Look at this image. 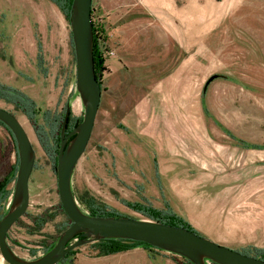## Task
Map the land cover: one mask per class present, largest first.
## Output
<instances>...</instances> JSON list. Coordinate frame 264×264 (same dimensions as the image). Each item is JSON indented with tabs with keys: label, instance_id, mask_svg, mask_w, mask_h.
<instances>
[{
	"label": "rangeland",
	"instance_id": "374dc122",
	"mask_svg": "<svg viewBox=\"0 0 264 264\" xmlns=\"http://www.w3.org/2000/svg\"><path fill=\"white\" fill-rule=\"evenodd\" d=\"M17 1L28 6L30 25L24 22L18 35L13 23L7 22L12 13L10 7L3 6L0 26L2 23L7 35L0 36V49L4 47L0 56L4 55L8 68L13 67L16 72V81L21 83L18 87L31 89L38 109L35 123L47 132L42 118L45 111L59 116L69 105L72 118L83 114L78 94L72 92L75 58L69 24L48 0ZM40 19L46 21L44 30ZM91 22L103 29V47L113 54L103 58L106 71L100 77L98 111L85 151L73 172L72 191L84 213L87 211L78 197L86 192L120 215L148 220L126 208L128 201L112 189L116 178L112 174L111 151L132 141L125 122L127 110L165 77L186 78L193 88L191 97L170 100L167 114L174 117L171 128L183 132L187 136L184 139L194 141V180L201 184L199 192H218L229 183L233 186L239 174H264V150L247 148L240 153L237 149L241 148L238 141L264 148V0H92ZM154 28L159 30V42L152 36ZM123 29L144 33L138 49L137 45L131 47L136 51L126 50L118 36ZM17 49L20 56H15ZM25 70L33 74L22 80L17 73ZM211 77L214 78L206 84ZM0 108L18 120L35 154L28 183V207L19 223L9 230L7 239L17 256L33 260L56 242L68 222L57 207L52 158L41 148L34 127L13 105L0 100ZM227 144L231 160L224 167L222 154L228 151ZM184 153L190 155L189 150ZM14 166L10 137L0 126V180ZM14 186L15 182L8 186L11 195L2 203L0 216L8 210ZM129 190L140 191L136 186L126 188V192ZM44 213L53 218L38 231L32 220ZM80 253L95 255L89 244L75 250V255ZM75 255L69 260L74 262ZM0 264H6L1 256Z\"/></svg>",
	"mask_w": 264,
	"mask_h": 264
},
{
	"label": "crops",
	"instance_id": "0c3cea01",
	"mask_svg": "<svg viewBox=\"0 0 264 264\" xmlns=\"http://www.w3.org/2000/svg\"><path fill=\"white\" fill-rule=\"evenodd\" d=\"M4 5H8L12 12L7 22L13 23L19 35L24 22L30 25V19L26 14L28 6L17 0H0V15ZM40 23L44 30L46 21L40 19ZM2 26L1 23L0 36H6L7 31ZM118 36L122 38L129 52L136 51L131 47L137 45L138 49L139 40L145 38L142 31L133 29H123ZM152 36L155 41H160L158 29L154 28ZM147 42L151 43L149 39ZM3 48L2 46L0 49L2 53ZM65 48L67 49V45ZM16 54L21 55L20 49H17L15 56ZM6 61L4 55L0 56V84L22 91L36 103L31 89L23 90L22 87H18L21 83L16 81L18 79L16 72L13 67L8 68ZM26 70H31L35 74L32 69ZM26 70L22 74L17 73L22 76L19 77L22 80L23 77L28 78L33 74H29ZM155 84L157 87L137 98L127 110L129 112L125 122L132 141H127L126 145L121 143L111 151L114 158L112 174L116 178L111 184L112 189L119 198L131 203L149 205L156 210H164L167 206L172 213L187 222L198 235L217 245L238 252L246 248L263 250V172L256 173L254 178L252 174H239L236 184L224 185L218 192H199L201 184L194 180V141L189 138L184 139L187 136L183 132L171 128L174 117L167 114L168 102L172 99L183 100V97H191L189 92L193 88L190 87L188 79L178 75L165 77ZM72 92L75 94V90ZM55 100H58V96ZM118 136L122 138L120 134ZM123 140L121 139V142ZM240 147L243 148H237L240 153L247 149L242 145ZM226 148L228 151L222 154L224 167H227L231 160L230 144H227ZM248 148L264 150L256 146ZM187 150L190 151V155L184 153ZM211 156L214 157V153H211ZM184 165H189V168L184 170ZM131 186L138 187L140 191L126 192V188ZM75 256L73 264H177L171 254L162 251L149 252L143 247H134L108 256L97 257L83 253Z\"/></svg>",
	"mask_w": 264,
	"mask_h": 264
},
{
	"label": "water",
	"instance_id": "95a60500",
	"mask_svg": "<svg viewBox=\"0 0 264 264\" xmlns=\"http://www.w3.org/2000/svg\"><path fill=\"white\" fill-rule=\"evenodd\" d=\"M92 0H72L69 29L75 58V92L83 107L82 121L66 134L70 106L65 107L56 155V182L59 204L70 225L62 231L54 246L44 255L25 260L17 256L7 242V234L25 214L29 202V177L35 154L28 136L13 114L0 108V123L14 138L18 169L11 202L0 219V256L6 264H58L72 250L105 239L143 243L156 250L179 256L191 264H264L187 231L150 220L127 216L92 217L84 213L72 191V175L89 141L98 111L100 76L93 68ZM214 77H211L206 84ZM79 236L77 240L75 237Z\"/></svg>",
	"mask_w": 264,
	"mask_h": 264
},
{
	"label": "trees",
	"instance_id": "16d2710c",
	"mask_svg": "<svg viewBox=\"0 0 264 264\" xmlns=\"http://www.w3.org/2000/svg\"><path fill=\"white\" fill-rule=\"evenodd\" d=\"M53 5H55L58 10L63 15L64 19L69 24V15H70V7L72 0H48ZM92 34H93V68L95 75L98 77H102L103 73L106 71V68L104 66V59L101 56V53L99 52V45L97 42V35L103 34V29L96 28L92 24ZM100 35L102 41L104 40L103 37ZM99 37V38H100ZM70 40H71V33H70ZM72 45V40H71ZM73 49V45H72ZM74 53V52H73ZM40 62V61H39ZM101 86V83H100ZM0 100L5 101L6 103H9L15 107V109L19 110L32 124V126L35 129V134L37 136L38 142L41 146V148L52 158V169L55 171L56 167V155L58 152V145H59V133L61 129L62 120L64 117L65 108L63 109V112H61V115L54 116L50 112L45 111L42 114L43 121L45 122V127L47 129V132H43V129L40 127H37L35 123V116L38 112V109L35 106V103L27 97L25 94L20 92L19 90L0 84ZM67 106V105H66ZM82 121V117L80 118H72L71 113L68 117L67 127H66V134L70 132L75 126H77ZM0 126H2L8 133L10 137L11 144L14 149L15 154V166L11 169V171L6 174L1 180H0V208L2 206V203L8 199V197L11 195V192L8 190V186L15 182L16 180V174L18 169V156H17V150L16 145L13 136L11 133L7 130V128L0 123ZM240 145L243 147H252L255 146H249L244 142H240ZM78 202L82 204L89 216L92 217H101V218H108V217H121L122 215L118 214L112 209L107 208L103 203L99 202L97 199H95L93 196L89 195L88 193H83L78 197ZM125 207L129 210L140 214L141 216L146 217L148 220L161 223L164 225H169L173 227H180L184 228L187 231L193 232L197 234L193 228L184 220H182L180 217L175 215L170 211V209L165 206L164 210H156L151 208L149 205H144L141 203H129L126 202ZM58 210L62 213L60 204H58ZM4 216V215H3ZM0 216V219L3 217ZM53 218V215L46 216V213L36 216L32 220V224L35 226L36 230H41L43 226L49 222L50 219ZM132 218V217H130ZM20 219H18L15 224L19 223ZM68 225H66L62 231H64L69 225L70 221L67 219ZM60 231V233L62 232ZM9 238L7 234V239ZM77 240L80 239L79 236L75 237ZM55 242L51 244L50 246L46 247L45 253L48 252L53 246ZM92 249L95 252V256H108L113 255L116 253H121L128 251L134 247H143L147 249L149 252H154L155 249L152 247H149L143 243L139 242H133V241H127V240H120V239H105L100 240L94 243L89 244ZM76 250V249H75ZM75 250H72L69 252L61 262L58 264H73L69 258L73 255H75ZM159 251V250H158ZM44 253V254H45ZM241 254L250 256L259 260H264V249L263 250H257V249H250L247 248L243 251H240ZM174 257V256H173ZM177 264H191L189 261L185 260L184 258H176L174 257Z\"/></svg>",
	"mask_w": 264,
	"mask_h": 264
},
{
	"label": "built area",
	"instance_id": "2783aa9c",
	"mask_svg": "<svg viewBox=\"0 0 264 264\" xmlns=\"http://www.w3.org/2000/svg\"><path fill=\"white\" fill-rule=\"evenodd\" d=\"M97 36L100 37V34H98ZM101 40L102 39L98 38V41H99V43H98V45H99V52L101 53L102 58L106 57L107 55L111 56L113 53L111 51H109L108 49H106L105 47H103V44L104 43H103V41L101 42ZM155 251H158V250L155 249ZM172 256H174V257H176L178 259L181 258V257L176 256V255H172ZM207 264H212V263L208 262Z\"/></svg>",
	"mask_w": 264,
	"mask_h": 264
},
{
	"label": "bare ground",
	"instance_id": "6f19581e",
	"mask_svg": "<svg viewBox=\"0 0 264 264\" xmlns=\"http://www.w3.org/2000/svg\"><path fill=\"white\" fill-rule=\"evenodd\" d=\"M76 107L78 108L79 107V101H78V103L76 104ZM23 128V127H22Z\"/></svg>",
	"mask_w": 264,
	"mask_h": 264
}]
</instances>
